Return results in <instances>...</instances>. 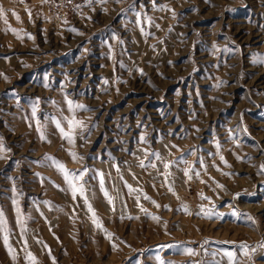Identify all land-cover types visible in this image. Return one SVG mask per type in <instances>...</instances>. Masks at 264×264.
Segmentation results:
<instances>
[{"label":"rangeland","instance_id":"rangeland-1","mask_svg":"<svg viewBox=\"0 0 264 264\" xmlns=\"http://www.w3.org/2000/svg\"><path fill=\"white\" fill-rule=\"evenodd\" d=\"M0 145V264H264V0H0Z\"/></svg>","mask_w":264,"mask_h":264},{"label":"snow or ice","instance_id":"snow-or-ice-1","mask_svg":"<svg viewBox=\"0 0 264 264\" xmlns=\"http://www.w3.org/2000/svg\"><path fill=\"white\" fill-rule=\"evenodd\" d=\"M13 31H15V29H13ZM68 103H69V106L71 107V105H72V101H68ZM77 107L84 108V107H86V106H84V105H77ZM33 114H35V113H33ZM69 124H70V125H75V124H81V122H80V121H76V120H71V121H69ZM57 127H60L59 122H57ZM60 130H61V132L63 133V131H64L63 128H61ZM65 135H68L69 138H71L70 134L65 133ZM2 147H3V146L0 145V148H2ZM71 155H73V157H75V153H71ZM155 155H156L157 159L160 158L159 153H155ZM50 159H52L54 166H56V167L58 168V170H60V171L63 173V175H64V179L68 182V185H69V188H70L71 191H72L73 197L76 196V193H77V192H80L81 195H83V189H82V187H78V186L76 185V183L74 182V180L77 179L78 177H74V176L70 175L69 170L64 166V164H63L62 162H58V161H56V159H55L54 157H52V158H50ZM221 160H223L224 163L227 164V161L224 159L223 156H221ZM142 166H143V165H142ZM153 166H154V165H153ZM164 167L167 169V168L169 167V162L164 163ZM84 171H87V169H85ZM184 172H185V175H188V173H189V169H187V168L184 169ZM82 174H83V173H81V175H82ZM189 178H191V177H189ZM128 187H129V189L131 190V185H128ZM101 189L104 191V195H105V197L108 199V201L111 202L112 197L109 196L107 190L104 189V186H103V180H101ZM146 198H149V197H146ZM203 198H205V199H209L208 197H203ZM149 199H150V198H149ZM85 202H87V200H86ZM89 210H90V211H93V209L91 208V205H89ZM184 210L187 211V210H188L187 207H185ZM201 210H202V211L204 210V206H203V205H201ZM205 214L208 215V214H210V213H205ZM94 222H95V221H94ZM98 226H99V225H98ZM5 244H7V237H5ZM246 248H247V245H244V244L241 245V251H243V250L246 249ZM10 251H11V249H10ZM184 251H185L186 253H188V254H192V253H193V250L190 249V248H189V249H185ZM245 254H247V253H245ZM227 255H228L230 261L233 260V258H234V253H232V252H228ZM29 256L31 257L32 254L29 253ZM32 259L34 260L35 257H32Z\"/></svg>","mask_w":264,"mask_h":264}]
</instances>
